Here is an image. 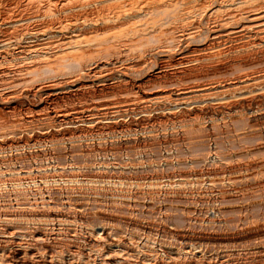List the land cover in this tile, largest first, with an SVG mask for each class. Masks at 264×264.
Segmentation results:
<instances>
[{
	"label": "bare ground",
	"instance_id": "obj_1",
	"mask_svg": "<svg viewBox=\"0 0 264 264\" xmlns=\"http://www.w3.org/2000/svg\"><path fill=\"white\" fill-rule=\"evenodd\" d=\"M0 264H264V0H0Z\"/></svg>",
	"mask_w": 264,
	"mask_h": 264
}]
</instances>
